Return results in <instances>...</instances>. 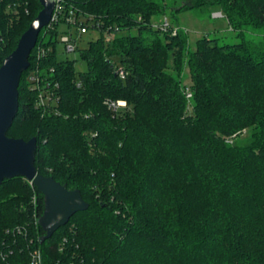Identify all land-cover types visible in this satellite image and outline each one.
<instances>
[{
    "label": "trees",
    "instance_id": "trees-1",
    "mask_svg": "<svg viewBox=\"0 0 264 264\" xmlns=\"http://www.w3.org/2000/svg\"><path fill=\"white\" fill-rule=\"evenodd\" d=\"M186 7L220 11L240 41L203 36L190 50L182 32L155 26L154 0H66L99 32L77 75L57 57V25L40 32L49 51L31 52L8 136L36 137L39 173L79 189L89 208L40 243L44 196L24 177L4 180L0 264H34V250L42 264H264V0ZM41 9L0 0V66Z\"/></svg>",
    "mask_w": 264,
    "mask_h": 264
},
{
    "label": "water",
    "instance_id": "water-1",
    "mask_svg": "<svg viewBox=\"0 0 264 264\" xmlns=\"http://www.w3.org/2000/svg\"><path fill=\"white\" fill-rule=\"evenodd\" d=\"M57 0H40L42 9L21 35L15 50L0 66V185L4 180L24 177L44 196V211L38 224L44 231L40 243L49 239L70 218L89 208L79 189H68L52 176L39 173L35 166L37 138L28 141L8 136L19 109V84L30 66V55L40 32L51 20Z\"/></svg>",
    "mask_w": 264,
    "mask_h": 264
},
{
    "label": "rangeland",
    "instance_id": "rangeland-1",
    "mask_svg": "<svg viewBox=\"0 0 264 264\" xmlns=\"http://www.w3.org/2000/svg\"><path fill=\"white\" fill-rule=\"evenodd\" d=\"M154 1L156 5L159 6V10L156 15L153 16V23L155 26L161 27L166 19L170 25L169 28H172L173 32H182L184 36H186L188 39V49L190 50L195 49L197 40L203 36L217 38L220 44H233L240 41V37L237 35L238 32L233 30L226 16L222 13L219 14L220 11L218 10L213 8L207 10L187 9L186 6H190L193 0ZM57 29V34L53 35L52 38L53 41H56L55 51L58 59L73 60L77 75L86 71L87 62L81 57L80 49L87 48L89 41L96 39L99 36V32L95 29H91L87 34L75 35L76 41L74 42V46L76 47V50L68 52L65 43L62 41V37L68 34V26L61 22ZM243 32L247 38L259 40L262 34V29L248 25ZM43 34L44 30L42 31L41 36ZM49 37L50 34H47L44 41H48ZM115 61L118 63V58H115ZM183 69V83L190 85L191 78L189 68L185 65ZM188 96L190 97L191 94H188ZM248 135L249 132L246 130L239 134V136H236V140L244 141Z\"/></svg>",
    "mask_w": 264,
    "mask_h": 264
},
{
    "label": "built area",
    "instance_id": "built-area-1",
    "mask_svg": "<svg viewBox=\"0 0 264 264\" xmlns=\"http://www.w3.org/2000/svg\"><path fill=\"white\" fill-rule=\"evenodd\" d=\"M26 12H28V11L26 10ZM219 14H221V12ZM63 21L65 22V24L67 23V24L71 25V27L68 28V32H67L68 34H66L62 37V41L65 43L66 50L68 52H72V51L76 50V47L74 46V42L76 41L75 35L76 34L77 35L87 34V33H89L90 29H89L88 24L83 23V21H81V19L78 18L74 14L72 9L71 10L66 9V0H57L54 12H53L51 20H50V23L46 27L53 29L55 25H57V27H58V25ZM46 27H44V28H46ZM169 27H170V25H169L168 21L165 19L164 23L161 25V28L166 30ZM114 36H115V33L113 31L111 32V30H107L105 32V37L107 38V40H111ZM35 47H37V49H36V58L37 59L45 57L49 51V48H46L41 44H39V45L36 44ZM45 100H46V98L43 97V95L41 94L40 95V103L43 104ZM107 104L110 108H113V109H117L120 106H126L125 101L114 102V101L109 100V101H107ZM32 260H33L34 264H42V255H41V252L39 250H34L32 252Z\"/></svg>",
    "mask_w": 264,
    "mask_h": 264
}]
</instances>
